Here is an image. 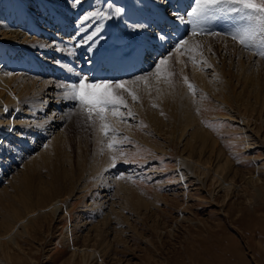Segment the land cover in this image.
Masks as SVG:
<instances>
[{
    "label": "rangeland",
    "instance_id": "obj_1",
    "mask_svg": "<svg viewBox=\"0 0 264 264\" xmlns=\"http://www.w3.org/2000/svg\"><path fill=\"white\" fill-rule=\"evenodd\" d=\"M118 1L110 0L107 5V0H85L86 3L81 0L75 6L72 0H24L27 7L33 8L27 12L33 25L46 30L57 41L53 43L54 40L47 41L48 38L32 33L40 38L38 45L42 50L49 51V46H54V51L46 57L45 64L33 60L34 66L23 71L18 63L15 71L24 73L26 84L33 75L42 80L53 78L58 86L54 91L58 93L55 96L58 101L41 110L43 98L32 94L31 87L25 88L21 94L23 112L13 116L18 120L12 126L15 130L1 138L0 234L24 215L19 197L34 199L33 189L26 190L25 183L48 187L55 177L54 185L67 197L58 215L36 217L26 232L19 230L15 238L17 246L9 245L10 255H4L5 248L0 250V264H264V137L261 136H264V105L256 120L261 135L255 132L254 117L250 118L241 108L255 102L256 91L264 95L261 37H256L253 46L245 47L227 35L244 23L237 14L216 16L200 23L199 29L205 33H220L215 36L200 31L193 34L196 25L191 22L194 18L189 17V30L180 37H185L186 42L177 51L170 47V51L156 53L141 71L109 80H126L125 88L137 99L134 101L121 89L115 90L126 107H120L117 116L105 113L107 124L114 130L105 136L100 120L94 114L89 119L79 104L63 94L66 86L78 78L75 45L83 38L81 33L96 28L94 18L80 28V17L92 11L111 16L99 17L105 23L100 25V39L96 41H101V47L97 53L103 52L106 44L104 48L115 49L117 55L134 50L133 40L139 39L130 34L133 30L130 25L146 24L139 31L149 30L148 21L160 19L156 0ZM117 7L123 11L114 15ZM10 13L20 16L15 8ZM59 16L75 21V29L71 27L63 35L60 20H67ZM189 36L207 37L196 41ZM66 38L68 43H64ZM227 40L263 65L249 66L228 57L223 47ZM29 48L27 45L25 50ZM230 51L234 52L233 48ZM161 57L166 58V63L157 73L155 64ZM134 58L141 61L145 56ZM104 59H96L93 67L106 65ZM199 71L207 78L206 84L195 77ZM146 78H150L151 86L141 85ZM5 117L0 114V121ZM232 118L246 121L249 129L244 130ZM186 119L192 122L188 131L198 126L210 137L209 143L216 144L219 159L227 160L229 170L224 186H231L216 187L213 197L193 176L205 170L202 162L198 161L193 169L177 164L185 150L193 158L210 159L213 163L217 160L208 151L210 146L204 153H197L199 142H195V149L183 148L178 137ZM188 131L185 138L192 135ZM109 144L114 147L109 148ZM44 148L48 163L36 157ZM31 163L36 165L30 166ZM17 180L19 184L14 187ZM16 207H19L17 215L13 210Z\"/></svg>",
    "mask_w": 264,
    "mask_h": 264
},
{
    "label": "bare ground",
    "instance_id": "obj_2",
    "mask_svg": "<svg viewBox=\"0 0 264 264\" xmlns=\"http://www.w3.org/2000/svg\"><path fill=\"white\" fill-rule=\"evenodd\" d=\"M102 1H105V0H102ZM109 1L110 0H107V2H106L107 5L110 4ZM112 1L113 0H111V3H113ZM114 1H117V0H114ZM156 1H157V5L156 4L155 5L158 6V10H160L158 12L160 19L158 21L150 19L147 23L148 26H150L149 30H143V31L140 30L139 31V29H137L138 34H136V31H134V30H132L130 32V34L136 35L135 37H139V39L134 37L135 40H133L134 44L132 47L134 48V52L136 51V53H135L136 55L133 53V49L131 50V54H134V56H137L138 58H142L143 56H145V58H142V60L139 59L141 61H138V60L136 61L134 56L131 55L132 58L130 60H128V59L126 60L125 54L127 52H125V53L120 52L119 53V51H118L119 54L117 55V53L115 52V49L110 51V52H107V51H105V50H107V48H104L105 52L101 51V53H97L99 47H101V46H99L101 41H99V42L96 41L95 42L96 46L92 45L91 51H89V48L86 49V44L82 47H78V48L76 47L78 52H77V54H75L77 56H74L77 59V63L75 65V66H77L76 67L77 71L75 73V76H77V77L85 76L84 74L87 73V75H89V76L92 75V78L93 77H96V78L100 77V78H103L105 80H110V79L116 80V79L121 78V76H124L127 73H130L132 71L133 72L141 71L144 67H146L147 63L151 62L156 57V55H155L156 53L163 54L166 51H168L170 49V47H173V51L178 49V48H176L178 38H179V40H185V37L184 38L182 37V39H180V37L182 36L180 34L181 33L183 34L186 31V29L188 31L189 28L187 26V23L173 19L172 13L176 12L178 15L183 16L185 21H188L189 17L187 16V12L191 11V9L193 7H195L194 0H156ZM82 2L86 3L85 0H82ZM118 2H121V1L119 0ZM120 5H122V4H120ZM13 8L18 10V12H19L18 14H20V16L16 17L14 14L10 13V11ZM32 9H33L32 7H27L25 5L24 0H0V114H4L7 117V118L5 117L6 119L4 121H0V131L3 132V134L0 135V143H1V138L8 137L11 134L12 131H9V128L14 126L16 123H18L17 118L13 119L14 118L13 116L22 111L21 105L23 103V100H22L21 94L23 93V90L25 88L31 87L32 94H34L38 99H41L40 97L43 98V104H42V101H40V104L42 106L41 105H40L41 107L39 106L40 108H42L41 110L50 108V106L54 105L51 103L58 101V99L55 98V96H57L58 93L54 92L58 86L56 87L57 84H55V82H53V80H54L53 78L42 80L39 76L33 75L32 77H34V78L30 77L31 81H29L26 84L27 80L22 78V77H24V73H17L18 71L17 72L15 71L18 63H19V65H21V67L24 68L23 71H25V70H29L31 65L34 66V64H32L33 60L35 62L38 61L40 64H45L46 57L51 56V53L54 51V48H53L54 46H49V48H50L49 51L42 50L41 46L38 45L40 43V38H37L38 35L41 38H48L47 41L48 40H51V41L54 40L55 43L57 41L56 38L52 40L51 38H54V37L48 36L50 34H47L46 32H44L46 30H42V28H36L33 25L32 19H30V17L27 15V12L28 13L30 11L32 12ZM126 16H128V15H126ZM126 16H124V18ZM229 16L231 17V15H229ZM118 17H120V16H118ZM131 17H133V15ZM60 18L67 20V21L60 20L62 22V25H61L62 27L61 26H59V27H61L63 33L64 32L67 33L71 27H73L75 29V26H76L75 21L71 22L67 18H64V17H60ZM135 18L138 19L137 16L136 17L134 16V19ZM23 19H27V21L25 20L26 21L25 22V21H23ZM120 19H122V17H120ZM125 19H127V17ZM33 20L35 21V19H33ZM94 20H95L94 24L96 25V28L94 31H96V30H98V32L102 31L100 25L102 23H105V19L103 18L101 20V19H99V17H96V18H94ZM133 21H135V20H133ZM226 22H227V20H226ZM122 25H123V23H122ZM144 25H146V24H144ZM130 26H132V25H130ZM171 31H174V32L172 33ZM87 32L88 31H84L83 33H81L82 34L81 37H84L83 35L86 34ZM139 32H141L142 34H139ZM32 33H36L37 36H32L33 35ZM65 33L63 35H66ZM162 33L166 34L164 36V39L154 38V34L155 35H157V34L161 35ZM186 33H188V32H186ZM101 35H102V33H101ZM130 36H132V35H130ZM166 37H168V39H166ZM190 37H192V36H189L188 38H190ZM206 37L207 36H204V37L203 36H200V37L196 36V37H192V39H195V40L198 38L199 39H206ZM134 38H132V39H134ZM176 38H177V40H176L177 42L175 41ZM256 40H258V39H256ZM66 42L67 43L69 42L68 38L65 39L64 43H66ZM173 43L175 44L174 46H173ZM27 45L30 46V48L28 50H25ZM136 45H138V46H136ZM223 47L225 48V51H228V54H229V55L227 54L228 57L234 58V59L238 60L240 63H243V62L246 63L247 62L246 64L249 66L254 65V64L263 65V63L259 59H253L249 53L248 54L246 53L247 58H244L243 56H245V54L243 53V51L238 49L237 46L234 45L230 40H227L223 44ZM232 48H233L234 52L230 51V50H232ZM236 48L238 49L237 51H236ZM24 50L27 52L25 53ZM82 50H84V52ZM146 51H149V52H146ZM231 53H232V55H230ZM42 55L45 57L42 58ZM131 56H129V58ZM107 57L110 58L108 62H107V60H108ZM102 58H105L104 63H106V65L101 64V66H99L100 65L99 64L98 65L99 68L97 67V65H95L97 68L93 67V65L96 64L95 60L96 59L100 60ZM89 60H91V63H89ZM252 60H254V61H252ZM125 62H127L128 64H126ZM39 63H38V66H39ZM102 65L105 67H103ZM32 68H34V67H32ZM76 68H75V70H76ZM94 68H96V69H94ZM98 69H103V70H100L102 72H99ZM60 74H61V72H60ZM94 75H96V76H94ZM203 75H204L203 72L199 71L198 73H196L195 77L200 78L206 84L207 78H205ZM51 81H52V83H51ZM143 81L144 82L141 83V85L147 84L148 86H151L150 78H148V79L146 78ZM153 82H157V80L154 79ZM22 83H24L26 85L23 86ZM44 95H46L45 98H44ZM254 97H255L254 103L249 102L246 106H243L241 108L244 110V112L250 118L254 117L252 119V121L254 122V127L256 128L255 132L257 135H261V129L258 126L256 120L258 119V117H260L257 113H260L261 109H263L262 107L264 105V95H260L259 92L256 91V94L254 93ZM173 100L174 99H172V101ZM236 100L239 101L238 104L240 105L241 101H240L239 97L238 98L236 97ZM25 113H27V112H25ZM58 118L59 117L55 118L56 121L58 120ZM232 119L234 121L239 122L240 125H243L244 130L249 129V125L246 123V121L236 119V118H232ZM186 120H187V122H184L182 124V128H181L182 132L179 134V137H178V139L181 141L183 148L185 147L188 149L189 148L195 149L196 143L199 142L197 144V145H199V148H197V151H198L197 153H199V154L204 153V150L210 146V148H208V151L213 152L214 153L213 157L217 158V160L213 163V162H211L212 160L209 161L210 159L209 160H206V159L201 160V158H199V157L193 158L192 155L188 154L186 152V150L184 151L182 148L181 150H183L184 153L179 155L177 164L178 165L181 164V167L185 166V167H188L189 169H193L198 164V161L202 162V164H204L203 167L205 166V170H202V172L199 174H193V172H192V174L199 181L198 183L202 187L208 188V192L211 194V197H213L216 187H218V189H221V188H225V187L228 188L231 186L230 184L232 182L230 184L228 183V185H230V186H224V179H225L224 177H226L225 173L227 174V171L229 170L227 160L221 161L219 159L220 158L219 157L220 152L214 149V147H216L215 146L216 144L209 143L210 137L203 130H198L199 129L198 126H197L198 129L195 127L192 131H188L189 128L192 126V122H188V119H186ZM49 127H51V126H49ZM186 131H188V133L190 132V135L192 132V135L189 136V138H185L184 133ZM261 136L264 137L263 135H261ZM184 138H185V140H184ZM192 139H193V141H192ZM53 143H54V141L52 143L48 144L47 147L51 146ZM205 153H207V152H205ZM47 155L48 154L44 148V150L42 152L38 153V155L36 157H39L40 159H45L46 163H48L49 160H48V158H46ZM32 159H30V160H32ZM33 162H34V159H33ZM35 165H36V163L30 164V166H35ZM52 165H54V164L52 163ZM59 170H60V168H59ZM57 175H56V177H57ZM27 176H28V173L25 175V177H26L25 182L27 181ZM61 176L59 175V177H61ZM62 177H64V174ZM55 181H56V178L54 177L52 182H50L48 187H41L37 184L36 185L31 184V186H30V183L28 185H27V183H25V187H27L26 190L33 189V191L35 193L34 199H32L31 197L29 199H26L23 196L19 197L21 206L25 210V213L22 217L19 216L18 221H16L14 225H12L6 231H4L2 234H0V250L3 248L6 249V253H4V255H7V256L10 255V253H9V251H10L9 247L10 246L9 245L12 244L14 247L17 246V244L15 242V238L18 236L19 230L21 232H26L28 225L32 221H33V224L36 222V220H37L36 217L42 216L43 218H45V217H48V215H50V214H52L53 216L58 215V212L60 211L61 207L63 206L62 203L65 204V202H66V199L64 197H67V196L62 195V193L59 192L57 186L54 185ZM18 184H19L18 180L15 181L14 187H16ZM34 205H38L36 207L37 209L32 208ZM221 205H222V203H221ZM13 210H14L15 215H17V212L19 211V207H16V210L15 209H13ZM10 225H11V223H10ZM73 254H75V253H73ZM33 263L35 264V262H33Z\"/></svg>",
    "mask_w": 264,
    "mask_h": 264
},
{
    "label": "snow or ice",
    "instance_id": "obj_3",
    "mask_svg": "<svg viewBox=\"0 0 264 264\" xmlns=\"http://www.w3.org/2000/svg\"><path fill=\"white\" fill-rule=\"evenodd\" d=\"M81 0H72V4L78 6ZM195 7L191 11L187 12V16L194 18L191 22L196 25L193 29V34L200 31V34L208 35H219L216 32L205 33L202 29H199V25L204 20L212 19L216 16L237 14L241 17L244 23L236 26L235 31L227 33L233 40H238L239 43L245 47L253 46L256 42V37L259 35L261 51L260 55L264 56V0H194ZM123 10L119 7L114 9V15H119ZM110 19L111 16L102 13L100 11H92L90 14L86 13L79 20L80 28H84L85 25L91 21L93 18L101 17ZM172 17L175 20L188 23L185 21L183 16L178 15L176 12L172 13ZM135 31L136 29L144 28L146 25L134 24L131 26ZM166 34L155 35L154 38L164 39ZM100 39L98 30L86 33L83 38L75 45V47H82L85 44L88 45L89 51L92 50V45L96 40ZM91 42V43H90ZM55 43V42H53ZM184 40H180L176 48H180L184 44ZM91 63V60H89ZM166 63V58L161 57L155 64L157 73L163 65ZM140 79V77H137ZM114 85V87H113ZM189 84V88L191 89ZM121 89L125 92L128 90L125 88L124 81H109V80H95L94 78H89L87 76H80L77 80L66 86L64 91V98L75 101L81 106V108L89 114V119H91L94 114L101 122L100 127L102 133L107 136L111 129L110 125L107 124L106 112H111L113 116H117V110L124 106L126 107V102L123 97L118 94L115 90ZM135 101L137 97L131 92H128ZM14 127H10L9 131H14ZM109 148L114 147V145L109 144Z\"/></svg>",
    "mask_w": 264,
    "mask_h": 264
}]
</instances>
